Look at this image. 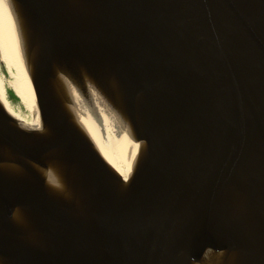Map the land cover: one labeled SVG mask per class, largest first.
I'll return each instance as SVG.
<instances>
[{"label": "water", "instance_id": "obj_1", "mask_svg": "<svg viewBox=\"0 0 264 264\" xmlns=\"http://www.w3.org/2000/svg\"><path fill=\"white\" fill-rule=\"evenodd\" d=\"M12 1L44 129L0 105V264H264V0ZM67 67L142 143L127 191L56 84Z\"/></svg>", "mask_w": 264, "mask_h": 264}, {"label": "bare ground", "instance_id": "obj_2", "mask_svg": "<svg viewBox=\"0 0 264 264\" xmlns=\"http://www.w3.org/2000/svg\"><path fill=\"white\" fill-rule=\"evenodd\" d=\"M20 12L24 13L16 2L0 0V105L24 128L30 131L43 130V121L23 56L20 21L23 24L27 19L25 21ZM3 69L7 72V77L3 74ZM81 78L86 91L81 89L83 86H79L73 69L67 67L59 74L56 84L67 95L77 124L94 143L95 149L117 177L120 186L127 191L133 185L136 173L141 171L142 143L131 136L128 124L113 110L83 68ZM6 83L19 97L18 108L13 107L7 98ZM39 134L42 135L43 131ZM5 167L23 174L12 163H5ZM46 180L51 188L61 193V185L52 174ZM226 261L237 263L234 257L207 250L200 264H228Z\"/></svg>", "mask_w": 264, "mask_h": 264}, {"label": "rangeland", "instance_id": "obj_3", "mask_svg": "<svg viewBox=\"0 0 264 264\" xmlns=\"http://www.w3.org/2000/svg\"><path fill=\"white\" fill-rule=\"evenodd\" d=\"M3 74L7 77V72L4 69H3ZM6 89H7V98L9 100V102L11 103V105L13 107L18 108L20 106V100H19L18 95L16 94V92L14 90H11V88H10V86H8V84L6 85Z\"/></svg>", "mask_w": 264, "mask_h": 264}]
</instances>
